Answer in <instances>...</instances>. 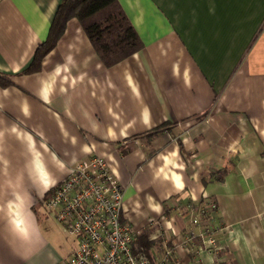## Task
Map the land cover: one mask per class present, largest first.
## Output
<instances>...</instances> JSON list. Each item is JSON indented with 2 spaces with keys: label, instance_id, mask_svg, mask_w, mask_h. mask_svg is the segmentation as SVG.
Returning <instances> with one entry per match:
<instances>
[{
  "label": "crops",
  "instance_id": "1",
  "mask_svg": "<svg viewBox=\"0 0 264 264\" xmlns=\"http://www.w3.org/2000/svg\"><path fill=\"white\" fill-rule=\"evenodd\" d=\"M142 44L104 66L79 22L35 72L60 0H0V264L76 245L43 205L96 154L121 217L171 264H264V0H118ZM200 208L206 216L191 224ZM213 231L216 246L187 231ZM204 227V226H203Z\"/></svg>",
  "mask_w": 264,
  "mask_h": 264
},
{
  "label": "built area",
  "instance_id": "2",
  "mask_svg": "<svg viewBox=\"0 0 264 264\" xmlns=\"http://www.w3.org/2000/svg\"><path fill=\"white\" fill-rule=\"evenodd\" d=\"M122 197L119 183L100 156L87 154L70 165L66 178L43 201L64 233L76 240L74 251L61 264H171L168 248L160 255L134 251L135 235L121 217ZM205 216L200 208L190 222L198 226ZM203 226L198 235L187 231L182 245L197 238L214 248L213 231Z\"/></svg>",
  "mask_w": 264,
  "mask_h": 264
},
{
  "label": "trees",
  "instance_id": "3",
  "mask_svg": "<svg viewBox=\"0 0 264 264\" xmlns=\"http://www.w3.org/2000/svg\"><path fill=\"white\" fill-rule=\"evenodd\" d=\"M76 19L89 40L98 60L104 66H113L136 53L142 47L118 0H60L50 22L46 39L34 50L31 61L22 74L35 72L40 60L61 37L68 19ZM10 84L0 75V86ZM149 242L143 235L137 237L134 251L147 253Z\"/></svg>",
  "mask_w": 264,
  "mask_h": 264
}]
</instances>
